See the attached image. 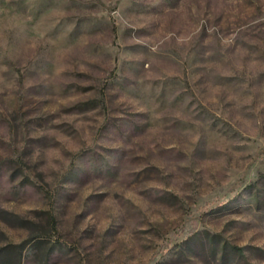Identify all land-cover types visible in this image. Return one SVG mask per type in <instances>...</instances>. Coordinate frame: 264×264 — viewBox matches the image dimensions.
Wrapping results in <instances>:
<instances>
[{
    "label": "rangeland",
    "instance_id": "rangeland-1",
    "mask_svg": "<svg viewBox=\"0 0 264 264\" xmlns=\"http://www.w3.org/2000/svg\"><path fill=\"white\" fill-rule=\"evenodd\" d=\"M0 264H264V0H0Z\"/></svg>",
    "mask_w": 264,
    "mask_h": 264
},
{
    "label": "trees",
    "instance_id": "trees-1",
    "mask_svg": "<svg viewBox=\"0 0 264 264\" xmlns=\"http://www.w3.org/2000/svg\"><path fill=\"white\" fill-rule=\"evenodd\" d=\"M238 249H240V248H238Z\"/></svg>",
    "mask_w": 264,
    "mask_h": 264
}]
</instances>
